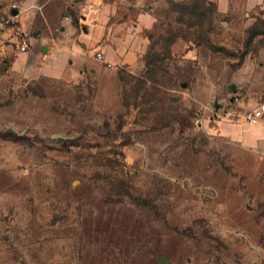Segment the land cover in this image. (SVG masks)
Here are the masks:
<instances>
[{
    "label": "rangeland",
    "instance_id": "374dc122",
    "mask_svg": "<svg viewBox=\"0 0 264 264\" xmlns=\"http://www.w3.org/2000/svg\"><path fill=\"white\" fill-rule=\"evenodd\" d=\"M116 1L126 61L0 52V264H264V0Z\"/></svg>",
    "mask_w": 264,
    "mask_h": 264
},
{
    "label": "crops",
    "instance_id": "0c3cea01",
    "mask_svg": "<svg viewBox=\"0 0 264 264\" xmlns=\"http://www.w3.org/2000/svg\"><path fill=\"white\" fill-rule=\"evenodd\" d=\"M11 2L13 0H0V11L13 12ZM14 2L17 5V27L30 36V50L22 52L16 59L28 60L22 68L25 73L80 78L87 70L95 72L107 60L126 61L131 57V50L124 53L127 50L124 44H119L122 55L112 53L113 34L126 29L129 24L127 16L117 20L116 0ZM143 16L144 12H140V22ZM8 34L7 28L1 29L0 40L5 39ZM97 44L105 49L104 60L88 53Z\"/></svg>",
    "mask_w": 264,
    "mask_h": 264
},
{
    "label": "built area",
    "instance_id": "2783aa9c",
    "mask_svg": "<svg viewBox=\"0 0 264 264\" xmlns=\"http://www.w3.org/2000/svg\"><path fill=\"white\" fill-rule=\"evenodd\" d=\"M10 7L15 10V12H10L7 17L0 21V30L7 28L9 30L8 36L4 40H0V52L6 50L7 46L14 47L19 52L27 51L29 47L30 36L18 29L17 20V5L16 3H11ZM93 56L97 59L104 60L102 51L96 50ZM107 62V61H106ZM262 114L261 108H253L246 112L244 118L249 123H255Z\"/></svg>",
    "mask_w": 264,
    "mask_h": 264
},
{
    "label": "water",
    "instance_id": "95a60500",
    "mask_svg": "<svg viewBox=\"0 0 264 264\" xmlns=\"http://www.w3.org/2000/svg\"><path fill=\"white\" fill-rule=\"evenodd\" d=\"M13 12H15V10H13ZM156 264H169V260L166 256L160 255Z\"/></svg>",
    "mask_w": 264,
    "mask_h": 264
}]
</instances>
